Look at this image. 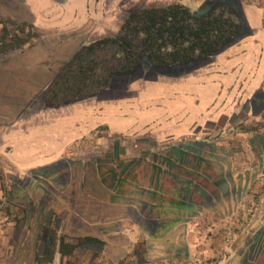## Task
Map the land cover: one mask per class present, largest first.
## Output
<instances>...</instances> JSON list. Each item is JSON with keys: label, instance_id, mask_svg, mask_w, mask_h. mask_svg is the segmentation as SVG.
I'll return each instance as SVG.
<instances>
[{"label": "rangeland", "instance_id": "1", "mask_svg": "<svg viewBox=\"0 0 264 264\" xmlns=\"http://www.w3.org/2000/svg\"><path fill=\"white\" fill-rule=\"evenodd\" d=\"M23 17L15 1L0 0L2 85L9 82V65L25 62L23 50L38 37ZM16 39L30 41L18 48ZM208 62L136 70L124 79L159 82L194 74ZM172 89L162 83L150 92L168 117L159 115L136 134L109 135L98 128L65 153L71 161L53 163L10 151L21 133L3 119L14 110L0 106V264H264V86L247 101V89H225L208 109L183 98L188 87L176 88V98L183 99L171 106ZM122 96L134 101L131 125L144 122L150 105L123 89L76 100ZM112 167L124 172L122 192L145 202L142 217L128 213V235L109 239L105 227L82 226L70 213L98 217L101 207L88 204L84 194H103L97 170L105 174ZM87 233L102 235L104 246L89 242V248L73 239ZM60 238L71 246L62 254Z\"/></svg>", "mask_w": 264, "mask_h": 264}, {"label": "crops", "instance_id": "2", "mask_svg": "<svg viewBox=\"0 0 264 264\" xmlns=\"http://www.w3.org/2000/svg\"><path fill=\"white\" fill-rule=\"evenodd\" d=\"M12 1L23 8L25 17L21 21L32 24L38 32V37L23 50L26 61L9 65V82L6 85L0 84V96L6 97L0 101V106L16 113L3 119L8 120L9 125H14V131L21 133L20 141L9 149L23 153L24 159L37 157L38 161L45 157L50 158V163L57 162L66 158L65 153L73 145L93 135L98 128H104L109 135L117 136L142 132L146 126L158 121L159 115L162 118L169 116L166 109H162V105L156 103L150 95L162 83L169 90L173 88L168 94V104L171 106L181 102L182 97L176 98V88L188 87L183 98L189 97L194 100L195 106L204 104L207 109L217 102L221 94L223 96L225 89H247L244 97L247 101L255 90L264 86V0H214L230 8L243 28L235 41L209 58L206 66L197 68L194 74L188 71L182 76L169 77L168 80L159 79V82L148 78L127 81L124 79L127 75L115 77L109 81L103 92L96 94H107L116 89H123L126 95L134 94L135 98L150 105L143 110V115H146L144 122L131 125L134 120L130 121L129 116L135 115L132 107L134 101L124 100L127 96L100 98L90 103L72 100L59 104L51 99L50 90L65 65L83 47L101 40L117 38L133 13L161 10L176 5L198 12L207 0ZM141 63L142 61L137 64L133 72L160 69L153 67L148 61L143 63L145 67H139ZM182 66L186 65L166 69ZM193 95L197 96L192 98ZM152 106L155 108L151 109ZM98 164L95 165L96 169L101 167ZM97 171L100 183L98 188L104 190V193L89 191L84 196L88 204L101 207L102 216L99 213L97 218L91 219L80 213H70V217L85 227H105L103 234L109 239L122 233L128 235V229L133 227L130 226L128 213L131 211L137 218L142 217L139 207L145 201L137 198L133 192V195L122 192L121 184L125 180L122 170L112 167L105 174ZM120 225L121 229L116 228ZM76 236L73 238L76 241L86 239L87 243L104 246L102 240L105 239L102 235L87 233ZM86 245L92 248V245Z\"/></svg>", "mask_w": 264, "mask_h": 264}, {"label": "trees", "instance_id": "3", "mask_svg": "<svg viewBox=\"0 0 264 264\" xmlns=\"http://www.w3.org/2000/svg\"><path fill=\"white\" fill-rule=\"evenodd\" d=\"M243 25L226 5L207 0L198 12L183 6L131 14L115 39L83 47L65 65L50 90L51 99L66 103L104 91L115 77L148 61L166 69L205 61L236 40ZM16 39L18 48L29 44ZM14 46V47H15ZM81 245L88 240H77ZM71 247L59 239V253Z\"/></svg>", "mask_w": 264, "mask_h": 264}]
</instances>
